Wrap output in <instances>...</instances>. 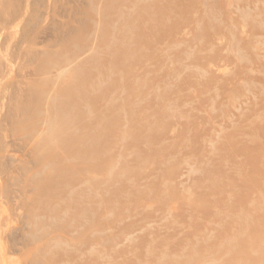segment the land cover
<instances>
[{
  "label": "rangeland",
  "instance_id": "rangeland-1",
  "mask_svg": "<svg viewBox=\"0 0 264 264\" xmlns=\"http://www.w3.org/2000/svg\"><path fill=\"white\" fill-rule=\"evenodd\" d=\"M131 2L77 71L88 90L66 144L90 176L84 202L33 185L66 228L41 212L13 226L36 249L48 231L65 264H264V0ZM38 163H20L24 179ZM10 247L3 264L31 260Z\"/></svg>",
  "mask_w": 264,
  "mask_h": 264
},
{
  "label": "bare ground",
  "instance_id": "bare-ground-1",
  "mask_svg": "<svg viewBox=\"0 0 264 264\" xmlns=\"http://www.w3.org/2000/svg\"><path fill=\"white\" fill-rule=\"evenodd\" d=\"M131 4V0H0L2 264L3 242L10 244L14 253L30 254L27 264H65L69 260L68 254H49L52 237L46 231L51 226L46 224L47 219L41 226L36 224V229L46 231L42 236L45 242L37 249L33 237L13 223L30 220L41 212L52 222L56 218L58 227L66 228L58 217L60 208L49 209L35 202L33 185L45 186L48 191L52 183L62 181L66 194H59L56 200L67 206L84 202L83 186L90 176L80 162L72 166L70 157L76 150L66 144L68 136L75 135V131L79 134L82 92L88 90L77 71L99 58L103 28L111 25L108 11L119 5L127 10ZM83 154L84 150L79 149L76 155L82 159ZM18 156L22 158L16 159ZM22 162L29 168L39 162L43 169L36 178L26 180ZM82 255L78 262L86 264Z\"/></svg>",
  "mask_w": 264,
  "mask_h": 264
}]
</instances>
